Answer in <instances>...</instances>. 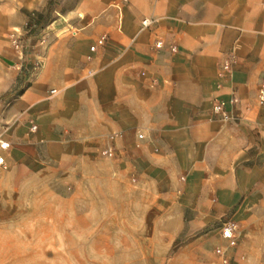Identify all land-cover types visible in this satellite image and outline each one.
<instances>
[{
  "label": "crops",
  "instance_id": "0c3cea01",
  "mask_svg": "<svg viewBox=\"0 0 264 264\" xmlns=\"http://www.w3.org/2000/svg\"><path fill=\"white\" fill-rule=\"evenodd\" d=\"M64 17L46 27L49 35H63L53 38L41 73L14 104L15 125L22 117L34 118L33 143H42L54 159L80 158L86 170H94L90 186L98 184L93 151L119 133L116 147L124 150L116 161L143 175L221 170L228 202L245 205L264 170V107L256 104L264 76V0H79ZM145 18L154 24L141 31ZM101 36L104 45L90 51ZM230 53L236 62L221 74ZM232 93L240 120L210 122L212 104L228 101ZM246 104L248 113L241 110ZM138 132L146 139L136 148ZM73 218L80 223L79 236L95 232L113 239L132 236L135 222H166L163 216L140 219L119 212ZM98 220L110 224L86 229ZM120 244L130 246H112Z\"/></svg>",
  "mask_w": 264,
  "mask_h": 264
},
{
  "label": "rangeland",
  "instance_id": "374dc122",
  "mask_svg": "<svg viewBox=\"0 0 264 264\" xmlns=\"http://www.w3.org/2000/svg\"><path fill=\"white\" fill-rule=\"evenodd\" d=\"M78 2L0 0V139L10 142L7 150L0 149L5 161L0 166V264H215L213 250L225 245L220 228L228 219L237 222L240 232L230 264H264V170L261 184L238 207L228 202L221 170L143 175L117 159H104L97 149L91 161L98 184L90 186L94 170H86L80 158L54 159L42 143H33L34 118L22 117L15 125L14 104L41 73L53 38L63 35H49L46 27L66 21L64 12ZM182 176L185 182H179ZM117 212L140 219L163 216L166 222L132 223V236L123 239L95 232L79 236L74 216L104 219ZM105 224L110 223L92 221L86 229ZM116 241L130 246L113 247ZM125 249L128 253L121 252Z\"/></svg>",
  "mask_w": 264,
  "mask_h": 264
},
{
  "label": "built area",
  "instance_id": "2783aa9c",
  "mask_svg": "<svg viewBox=\"0 0 264 264\" xmlns=\"http://www.w3.org/2000/svg\"><path fill=\"white\" fill-rule=\"evenodd\" d=\"M154 24L153 19L145 18L141 21V31L151 28ZM106 36H101L95 42V44L90 47V51H95V48L102 47L105 43ZM162 42L157 41L155 43L156 48H161ZM176 48L172 47L171 52H175ZM236 62V56L234 53H230L222 59L221 62V74H228L231 72L232 66ZM54 91H51L53 94ZM256 104L258 107H264V76L261 79L256 95ZM238 105V100L235 97L234 93L230 95L228 101L217 100L215 101L210 109L208 115V120L210 122H221L224 124L227 123H236L240 120V116L236 114V106ZM242 112L248 113L251 110L250 105L246 104L242 107ZM36 125L30 127L31 132H35ZM121 135L119 133H112L108 135L107 140L103 148L100 150V155L110 161H114L118 155V149L116 147V142L119 140ZM146 139V136L138 132L136 134V144L135 147L138 148L142 141ZM9 148V143L0 139V149L7 150ZM0 166L5 167L4 158L0 156ZM179 182H185V177L182 176L179 178ZM220 235L222 240L225 242V245L216 247L213 250V253L216 257L215 264H230L231 253L234 251L239 243V227L235 220L228 219L226 220L221 228Z\"/></svg>",
  "mask_w": 264,
  "mask_h": 264
}]
</instances>
